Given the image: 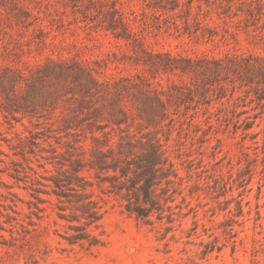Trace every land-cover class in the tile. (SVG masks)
<instances>
[{"label":"rangeland","instance_id":"374dc122","mask_svg":"<svg viewBox=\"0 0 264 264\" xmlns=\"http://www.w3.org/2000/svg\"><path fill=\"white\" fill-rule=\"evenodd\" d=\"M0 264H264V0H0Z\"/></svg>","mask_w":264,"mask_h":264},{"label":"trees","instance_id":"16d2710c","mask_svg":"<svg viewBox=\"0 0 264 264\" xmlns=\"http://www.w3.org/2000/svg\"><path fill=\"white\" fill-rule=\"evenodd\" d=\"M157 157H158V153L153 150L151 152V154H149V162H150L149 164H151L152 166H156L157 162L154 159H156ZM152 168L153 167H151V169ZM149 183H150V180H147L146 183H145V185L142 187L143 196H142V201L141 202L144 203V204H146L147 202H150L151 203V206L153 208V206L155 205V203H154V200L151 199V197H150V185H149ZM55 184H57V183H55ZM145 209H148V208L145 207V208L138 209L137 210V214L139 216H146V210ZM88 214H91V213H88ZM87 218H92V216L88 215ZM95 218L96 217H94V219ZM91 222H92V219H90V223ZM87 236L88 235L84 231V232H81L78 235H76L75 238H76V241L80 242V241L86 239ZM95 244H96V242L94 240L88 241V245L89 246H92V245H95Z\"/></svg>","mask_w":264,"mask_h":264}]
</instances>
